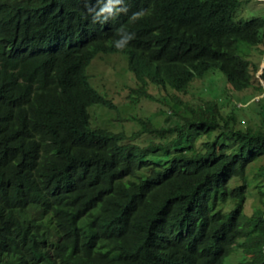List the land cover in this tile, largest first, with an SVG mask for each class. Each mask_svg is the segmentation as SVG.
Listing matches in <instances>:
<instances>
[{
	"label": "trees",
	"instance_id": "trees-1",
	"mask_svg": "<svg viewBox=\"0 0 264 264\" xmlns=\"http://www.w3.org/2000/svg\"><path fill=\"white\" fill-rule=\"evenodd\" d=\"M240 6L0 0V264H264V112L253 129L245 105L177 95L214 70L231 90L263 92L242 47L264 53V17ZM116 53L131 101L172 91L164 124H92L91 105L117 106L87 69Z\"/></svg>",
	"mask_w": 264,
	"mask_h": 264
},
{
	"label": "rangeland",
	"instance_id": "rangeland-1",
	"mask_svg": "<svg viewBox=\"0 0 264 264\" xmlns=\"http://www.w3.org/2000/svg\"><path fill=\"white\" fill-rule=\"evenodd\" d=\"M237 16L246 19L255 16L264 17V0H241ZM242 54L247 55L249 59L259 64V69L253 81L257 84L258 79H260L259 74L262 68H264V53L261 54L258 48L243 46ZM87 71L92 85L110 98L117 106V110H109L98 104L91 105L89 112L93 125L104 126L114 131L124 129L130 132V130L136 128L133 121H120L117 118L130 116L150 117L158 125L165 123L168 111L170 110L168 103H172L169 96V93L171 94L172 91H167V95L166 92H160V90L152 87L150 88V93L157 100L141 98L135 102L131 101L128 97L129 87H135V83L127 68L126 55L122 53L98 55L93 59ZM219 75L224 78V75L218 70L209 72L205 77L195 80L186 93H177L178 97L182 101H190L194 104L214 97L225 110H228L232 103H235L237 107L245 105L246 109L243 112L244 125H249L253 129L259 128L261 121L256 117V112L259 110L264 112V98L261 101V105L256 104V102L264 94L263 81H259L263 85L262 93H259L254 88L234 91L226 87V84H224ZM165 94V100H160ZM263 161L264 157L259 159L256 164H261ZM256 197L257 192L253 186H250L244 203L246 213L251 212ZM231 259L233 263L237 262L240 259V253L235 252Z\"/></svg>",
	"mask_w": 264,
	"mask_h": 264
},
{
	"label": "clouds",
	"instance_id": "clouds-1",
	"mask_svg": "<svg viewBox=\"0 0 264 264\" xmlns=\"http://www.w3.org/2000/svg\"><path fill=\"white\" fill-rule=\"evenodd\" d=\"M110 2L112 3V4H115V3H118V0H110ZM101 11L103 12V11H111V8L109 7V6H105L104 8H102L101 9Z\"/></svg>",
	"mask_w": 264,
	"mask_h": 264
}]
</instances>
